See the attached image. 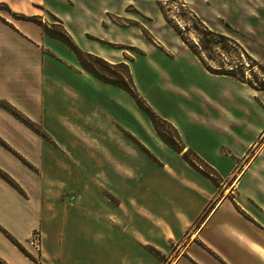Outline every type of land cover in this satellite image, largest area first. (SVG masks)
Instances as JSON below:
<instances>
[{"label":"crops","instance_id":"0c3cea01","mask_svg":"<svg viewBox=\"0 0 264 264\" xmlns=\"http://www.w3.org/2000/svg\"><path fill=\"white\" fill-rule=\"evenodd\" d=\"M253 1L239 0L237 12L264 27V0ZM130 2L48 6L82 50L114 62L125 55L111 43L130 45L132 33L111 15ZM194 56L209 76L229 79L261 122L239 114L240 102L233 110L195 89L187 115H162L178 133L174 146L137 103L115 98L127 89L88 70L46 24L0 13V168L17 184L0 174V264H84L81 252L97 244L111 264H264V177L254 168L264 143L223 186L188 156L226 178L263 132L264 107L242 80ZM212 137H231L235 153L224 142L206 149ZM225 155L233 163L224 170ZM36 228L39 252L29 244Z\"/></svg>","mask_w":264,"mask_h":264},{"label":"rangeland","instance_id":"374dc122","mask_svg":"<svg viewBox=\"0 0 264 264\" xmlns=\"http://www.w3.org/2000/svg\"><path fill=\"white\" fill-rule=\"evenodd\" d=\"M238 1L131 0L125 14L111 15L117 24L131 28L132 44L111 43L120 48L119 51L124 53L125 58L114 62L106 60L108 62L106 63L94 56L83 54V59L87 64L109 76L110 80L100 77L103 80L117 85L125 83L133 86L139 97L161 117L169 115L179 118L187 115L186 109L183 108L193 100H199L195 94L197 89L207 92L220 100L222 105L233 110L236 109L232 103L240 102L243 108H237L239 114L243 111L244 116L261 122L263 117L261 111L241 97L239 91L231 87L233 84L229 79L209 76L191 48L193 46L201 52L212 69L238 73L240 77L232 76L242 80L244 87L251 93H257V99L264 107V64L259 60L260 57L264 59V27L248 18L250 14L237 12ZM58 2L59 0H0V13L15 21L27 19L46 24L50 34L67 36L66 28L49 10V4L59 6ZM248 2L254 4L253 0ZM203 25L210 27L215 33H225L231 40L208 33ZM227 88L231 96H223V90ZM115 92V98H121L123 101L125 99L126 102L130 98L152 119L149 112L139 104L135 95L129 90L126 98ZM105 93L102 90L100 92L102 101L105 99ZM114 112L117 114L118 111ZM158 129L174 146H179L178 133L171 124L159 120ZM250 136V132H245L243 135L244 138ZM207 141L209 142L205 145L209 151H217L219 145L224 142L223 149L235 153V147L231 146V137L225 141L220 140L221 143L215 137ZM263 143L264 130L226 178L207 166L193 150L188 152V156L202 165L203 170L211 175L218 185L222 181L223 186L235 181L238 173L249 163ZM221 160L223 164L221 168L224 170L233 163L232 156L225 155ZM263 163L264 157H261L254 167L255 169L258 167L262 177H264ZM250 175L251 173H247L245 179H249ZM74 239L75 241L71 242H81ZM100 245L97 244L95 249L90 245V249L85 248L81 252L82 255L84 254V258L82 257L84 264L113 263V258L103 252L104 246ZM93 252L99 256L98 259L91 257Z\"/></svg>","mask_w":264,"mask_h":264},{"label":"trees","instance_id":"16d2710c","mask_svg":"<svg viewBox=\"0 0 264 264\" xmlns=\"http://www.w3.org/2000/svg\"><path fill=\"white\" fill-rule=\"evenodd\" d=\"M21 14H23V13H21ZM203 26H204V29H205L208 33L215 34V35H218L219 37H222V38H225V39L227 38V39L231 40V38H229L225 33H221V32H217V33H215V31H213L210 27H208V26H206V25H203ZM53 35H54V36H57V37H59V38H61V39H63L65 42H67V43L71 46V48L75 50V52H76L77 55L79 56V59H80L81 63H82V64H83L88 70H90L91 72H93L94 74H96V75L99 76V77H102V78H105V79H107V80H110V79H109V76H108L107 74H104V73L101 72L99 69H96L95 67H93V66L87 64V63L85 62V60L83 59V54H87V55H89V56H94L95 58H97V59H101V60H103L104 62L108 63L104 58H102V57H100V56H98V55H95V54H92V53H89V52H87V51L82 50V49H81V48L75 43V41H74L69 35H67V36L60 35V34H53ZM191 48H192L193 51H194V52H195V53L201 58L202 62L205 64V66H206L207 68H209L211 71H213V72H217V73H225V74L237 75V76L240 77V75H239L238 73L233 72V71H217V70L212 69L211 66H210V64L207 63L206 58L202 55V53L199 52V51H197L193 46H191ZM112 82H113V81H112ZM118 84L121 85L122 87L126 88L127 90H129L133 95H135V97L137 98L139 104H140L144 109H146V110L149 112L150 116L152 117L154 123H155L156 126H157V129H158V121H159V120H161V121H165V122L171 124L167 119L161 117L159 114L156 113L155 110L151 109V107L148 106L147 103H146L144 100H142L141 97H139V95L136 93V91H135V89L133 88V86H128V85H126L125 83H118ZM171 126H172V125H171ZM174 129H175V128H174ZM175 130H176V129H175ZM158 132L160 133V135H161V136H162L167 142H169L170 144H173V143L170 141V139H168L167 137H165V136L161 133V131H160L159 129H158ZM173 145H174V144H173ZM0 174L3 175L5 178H7L11 183L17 185V184L15 183V181H14V180H13V179H12L7 173H5L1 168H0Z\"/></svg>","mask_w":264,"mask_h":264},{"label":"built area","instance_id":"2783aa9c","mask_svg":"<svg viewBox=\"0 0 264 264\" xmlns=\"http://www.w3.org/2000/svg\"><path fill=\"white\" fill-rule=\"evenodd\" d=\"M29 244L36 250V251H40L41 250V246H42V232L39 228H36L30 239H29Z\"/></svg>","mask_w":264,"mask_h":264}]
</instances>
